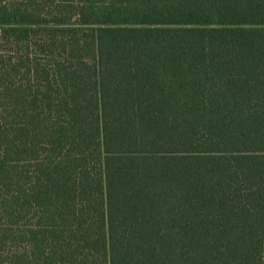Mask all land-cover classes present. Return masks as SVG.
Returning <instances> with one entry per match:
<instances>
[{
  "label": "trees",
  "instance_id": "16d2710c",
  "mask_svg": "<svg viewBox=\"0 0 264 264\" xmlns=\"http://www.w3.org/2000/svg\"><path fill=\"white\" fill-rule=\"evenodd\" d=\"M0 264H264V0H0Z\"/></svg>",
  "mask_w": 264,
  "mask_h": 264
}]
</instances>
